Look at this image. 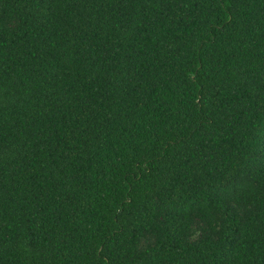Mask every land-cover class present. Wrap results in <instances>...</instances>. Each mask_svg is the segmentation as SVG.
Returning a JSON list of instances; mask_svg holds the SVG:
<instances>
[{
  "label": "trees",
  "instance_id": "obj_1",
  "mask_svg": "<svg viewBox=\"0 0 264 264\" xmlns=\"http://www.w3.org/2000/svg\"><path fill=\"white\" fill-rule=\"evenodd\" d=\"M0 264H264V0H0Z\"/></svg>",
  "mask_w": 264,
  "mask_h": 264
}]
</instances>
